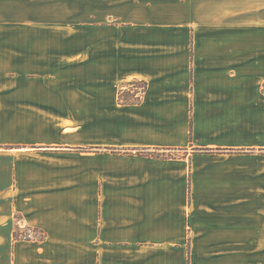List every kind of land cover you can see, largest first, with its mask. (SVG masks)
I'll return each instance as SVG.
<instances>
[{"label": "crops", "instance_id": "0c3cea01", "mask_svg": "<svg viewBox=\"0 0 264 264\" xmlns=\"http://www.w3.org/2000/svg\"><path fill=\"white\" fill-rule=\"evenodd\" d=\"M227 20L112 16L0 66V264H264V16Z\"/></svg>", "mask_w": 264, "mask_h": 264}, {"label": "rangeland", "instance_id": "374dc122", "mask_svg": "<svg viewBox=\"0 0 264 264\" xmlns=\"http://www.w3.org/2000/svg\"><path fill=\"white\" fill-rule=\"evenodd\" d=\"M183 15L257 20L264 16V0H0V66H33L36 47L49 44L51 33L52 44L72 50L85 42L78 31L112 16L124 25L147 16L157 25H177ZM58 33L68 34L67 40ZM4 93L0 87V97Z\"/></svg>", "mask_w": 264, "mask_h": 264}, {"label": "trees", "instance_id": "16d2710c", "mask_svg": "<svg viewBox=\"0 0 264 264\" xmlns=\"http://www.w3.org/2000/svg\"><path fill=\"white\" fill-rule=\"evenodd\" d=\"M146 88H147V84L145 82H140V81H132L124 84L123 86H121V89L119 91V103L129 104V105L138 104L141 101L142 96L146 91ZM34 233L35 234L39 233L40 235H32ZM39 237L43 239L44 237L43 232H40L39 230L32 228L17 229L14 232V238L17 240L18 239L32 240Z\"/></svg>", "mask_w": 264, "mask_h": 264}]
</instances>
